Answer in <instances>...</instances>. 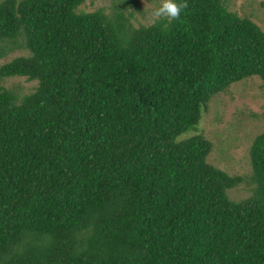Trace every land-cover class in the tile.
I'll list each match as a JSON object with an SVG mask.
<instances>
[{
    "label": "trees",
    "instance_id": "trees-1",
    "mask_svg": "<svg viewBox=\"0 0 264 264\" xmlns=\"http://www.w3.org/2000/svg\"><path fill=\"white\" fill-rule=\"evenodd\" d=\"M84 1H0V56L25 50L0 64V264H264V131L231 175L198 125L264 86V30L226 0L139 27Z\"/></svg>",
    "mask_w": 264,
    "mask_h": 264
},
{
    "label": "rangeland",
    "instance_id": "rangeland-1",
    "mask_svg": "<svg viewBox=\"0 0 264 264\" xmlns=\"http://www.w3.org/2000/svg\"><path fill=\"white\" fill-rule=\"evenodd\" d=\"M159 3L160 0H85L81 8L85 11L103 8L112 12L114 6L125 4L126 11L132 12L129 22L139 27L153 22L151 12ZM225 3L237 14L249 16L264 30V0H226ZM24 52L15 47L7 55L0 56V64ZM12 83L21 84L26 91L34 86L23 77H12L5 82L6 85ZM261 84V79L256 76L234 82L225 93L213 99L203 120L198 123L214 143L208 160L231 175L248 176L251 170L249 146L253 138L264 131V86L260 87ZM249 193L243 184L228 191L229 197L236 200Z\"/></svg>",
    "mask_w": 264,
    "mask_h": 264
},
{
    "label": "clouds",
    "instance_id": "clouds-1",
    "mask_svg": "<svg viewBox=\"0 0 264 264\" xmlns=\"http://www.w3.org/2000/svg\"><path fill=\"white\" fill-rule=\"evenodd\" d=\"M186 8H188L186 0L179 3L177 0H160L159 6L152 10L151 16L154 22L163 20L171 23L173 20H179L182 11Z\"/></svg>",
    "mask_w": 264,
    "mask_h": 264
}]
</instances>
